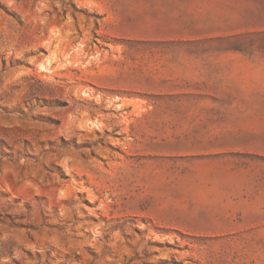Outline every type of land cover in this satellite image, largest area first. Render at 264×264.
I'll return each mask as SVG.
<instances>
[{"label":"rangeland","instance_id":"1","mask_svg":"<svg viewBox=\"0 0 264 264\" xmlns=\"http://www.w3.org/2000/svg\"><path fill=\"white\" fill-rule=\"evenodd\" d=\"M183 2L0 0V264H264V155L187 79L264 68V0Z\"/></svg>","mask_w":264,"mask_h":264},{"label":"crops","instance_id":"2","mask_svg":"<svg viewBox=\"0 0 264 264\" xmlns=\"http://www.w3.org/2000/svg\"><path fill=\"white\" fill-rule=\"evenodd\" d=\"M209 3L211 6L204 7L202 0H185L179 16L187 24H198L201 21L197 19L213 15L214 0ZM197 69L194 74L188 73L187 79L202 83L205 89L223 88L231 93L202 98L205 106L230 107L210 109L215 115L220 112L229 117L212 120V125L204 128L200 136L219 138V141L226 138L231 151L264 155V68Z\"/></svg>","mask_w":264,"mask_h":264}]
</instances>
